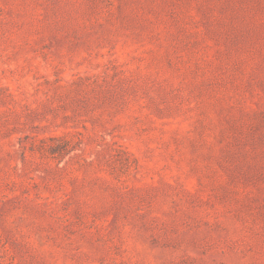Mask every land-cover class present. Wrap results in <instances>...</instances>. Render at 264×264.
<instances>
[{"label":"rangeland","instance_id":"rangeland-1","mask_svg":"<svg viewBox=\"0 0 264 264\" xmlns=\"http://www.w3.org/2000/svg\"><path fill=\"white\" fill-rule=\"evenodd\" d=\"M0 264H264V0H0Z\"/></svg>","mask_w":264,"mask_h":264}]
</instances>
